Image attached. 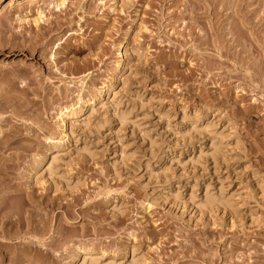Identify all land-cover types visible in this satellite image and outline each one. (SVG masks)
Here are the masks:
<instances>
[{
  "label": "rangeland",
  "instance_id": "1",
  "mask_svg": "<svg viewBox=\"0 0 264 264\" xmlns=\"http://www.w3.org/2000/svg\"><path fill=\"white\" fill-rule=\"evenodd\" d=\"M56 1L0 0V200L48 227L22 264H264V0Z\"/></svg>",
  "mask_w": 264,
  "mask_h": 264
},
{
  "label": "bare ground",
  "instance_id": "2",
  "mask_svg": "<svg viewBox=\"0 0 264 264\" xmlns=\"http://www.w3.org/2000/svg\"><path fill=\"white\" fill-rule=\"evenodd\" d=\"M27 1H29V0H27ZM32 1L33 0H30V3H32ZM19 3H21V0H11V2L9 3V6L10 7H14L15 5H18ZM53 9H56V11H61L62 9H65V11H66V9H67V0H57L55 3H53ZM42 15H43V13L41 12L37 16V18L34 20V23H35L36 27L38 28V30H37V32H36V34L34 36L35 37L34 40H32L30 42L32 44V47H33L32 49H34V50H36L37 44H39L43 39H45L47 37V35L49 34V31L51 32V30L50 29L48 30L47 27L45 28L43 26H40L41 21H43V19H44L42 17ZM250 20L251 19L246 18L247 24L251 25V27L254 29L257 26L258 23H255V22H253V20H251V21ZM21 44H17V46H23ZM250 109H252V108H250ZM250 109L246 110V111L249 113ZM5 131L8 132V130H5ZM7 132H5V133H7ZM9 132L12 133V131H9ZM11 133H8V134H11ZM13 134H15V136L17 135L14 132H13ZM4 136H6V135H4ZM8 138L9 137H7V138L5 137V139L2 138V139L5 140V141L3 140L4 143L9 140ZM11 139L13 140V138H11ZM11 139L9 141H11ZM3 141H2L1 145H3ZM8 142H6V143H8ZM0 143H1V141H0ZM9 144L11 145V142ZM4 146H5V144H4ZM4 146H3V149H4ZM22 148L23 147H21V149ZM52 161H55V157H53ZM5 172L6 173L2 174L4 176V178H5V179L4 178L3 179L4 180H8V181L12 180L10 174L11 175H13V174L11 172L9 173L8 171H5ZM2 175L0 174V177ZM0 181H1V179H0ZM8 181H4V182H8ZM12 187H14V186H12ZM14 190H16V192L13 191V193L15 192V193L19 194L21 192V190H17L16 188ZM9 191H12V190H9ZM2 196H4V195H1L0 198H2ZM5 198H7V197L5 196ZM5 201H6V199H4V198L0 200V264H7L8 261L10 263H12V264H22V263L25 262L24 260L26 259V257H28L27 253L30 252V251L31 252L32 251L38 252V254L40 252L41 255L44 254L45 252L48 254L47 251L42 250V247L46 246L45 243H49V242H44L46 240L45 236L47 234L46 231L48 229V227L46 225L47 223L46 222L44 223V219H42L43 221H40V219L39 220L38 219L37 220H33V213L30 212L29 210H26L25 208L24 209L29 214L27 216L23 217L24 210L22 208H20V207L15 208L19 204H20L19 206H21V202L18 205H16V206L14 204V207L13 206L10 207V208H12V207L15 208V210H11L10 209L11 211H7L6 212L5 210L9 209V208H6ZM25 204H27V203H24V205L22 207L26 206ZM14 226H16V230H15V232H12ZM24 227H25V230H23ZM24 237H28L29 240H30V241L27 242L28 244H26L28 247H26L24 249L23 248L22 249L18 248V250H16L18 252L15 251V253L13 254L12 258H11L12 255L10 256V258L7 255H5V252H6L5 250L8 251V248H11V244L6 242V240L8 241V238L12 239V240L13 239L18 240V239H22ZM44 244H45V246H44ZM12 246H13V244H12ZM90 252H91V250H86V253L90 254ZM8 253H10V252H8ZM43 256L44 255H42L41 257L43 258ZM7 257H8L9 260L7 259ZM41 257L37 258V260L38 261H42ZM50 257H51L50 260H53V258H52L53 256L50 255ZM36 258H35L34 261H36ZM47 258H48V256H46V259ZM47 260H46V262H47Z\"/></svg>",
  "mask_w": 264,
  "mask_h": 264
}]
</instances>
